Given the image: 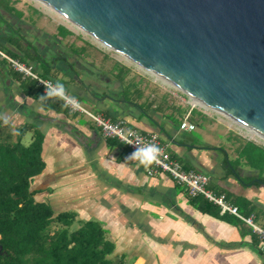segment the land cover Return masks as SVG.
<instances>
[{"label":"crops","instance_id":"crops-1","mask_svg":"<svg viewBox=\"0 0 264 264\" xmlns=\"http://www.w3.org/2000/svg\"><path fill=\"white\" fill-rule=\"evenodd\" d=\"M0 52L63 84L90 113L157 134L185 170L207 175L210 191L224 194L241 216L264 228V173L245 147L251 142L199 123L194 111L207 115L186 94L144 91L127 65L22 0H0ZM37 91L44 93L0 58V140L15 143L23 129V146L35 130L43 138L44 168L29 187L35 202L55 215L73 213L76 223L101 222L115 244L112 259L124 264H264V250L249 226L214 205L199 211L190 202L194 197L167 174L148 177L146 168L124 162L119 141L105 139L59 98L44 107ZM184 117L195 125L192 132L179 129Z\"/></svg>","mask_w":264,"mask_h":264},{"label":"water","instance_id":"water-1","mask_svg":"<svg viewBox=\"0 0 264 264\" xmlns=\"http://www.w3.org/2000/svg\"><path fill=\"white\" fill-rule=\"evenodd\" d=\"M264 139V0H35Z\"/></svg>","mask_w":264,"mask_h":264},{"label":"trees","instance_id":"trees-1","mask_svg":"<svg viewBox=\"0 0 264 264\" xmlns=\"http://www.w3.org/2000/svg\"><path fill=\"white\" fill-rule=\"evenodd\" d=\"M33 90L29 84L28 91ZM51 102L42 101L44 107ZM25 131L17 132L15 143L0 140V264H124L122 258L112 259L115 244L101 222L76 223L73 213L55 215L50 206L33 200L29 187L44 168L43 138L35 130L32 142L23 146ZM245 147L264 173V148ZM190 202L201 212L214 208L200 196Z\"/></svg>","mask_w":264,"mask_h":264},{"label":"built area","instance_id":"built-area-1","mask_svg":"<svg viewBox=\"0 0 264 264\" xmlns=\"http://www.w3.org/2000/svg\"><path fill=\"white\" fill-rule=\"evenodd\" d=\"M0 58L4 59L11 69L19 73L22 76V79H29L32 82H35L36 86L41 88L43 92L45 87H47L50 83H53L50 80L38 77L35 73H33L31 67L23 65L18 61L7 57L1 52ZM65 94L66 98H73L67 93ZM61 101L71 113L84 115L92 121L98 128H100L102 136L105 139H116L119 141V143H121L125 148L124 158L133 152L137 146H143L145 144L157 145L160 148V153L156 162L146 168V174L148 177H154L158 173L167 174L175 184L184 187L190 197L200 196L207 202L216 206L223 214L234 216L253 230L260 240V249L264 250V228L256 226L253 223L252 217L241 216L238 213L237 208L228 202L224 194H216L210 191L208 189L210 179L207 175L194 170H185L177 160L173 159L167 153L166 147L160 142L157 134L141 133L128 127L123 120L112 123L107 119L90 113L77 100L76 101L78 103L76 107H73L70 103L66 105L65 100ZM179 129L185 132H192L195 129V125L189 122L187 117H184L179 125ZM127 140L132 141L133 145L126 144ZM127 162L136 164V162L130 160Z\"/></svg>","mask_w":264,"mask_h":264},{"label":"rangeland","instance_id":"rangeland-1","mask_svg":"<svg viewBox=\"0 0 264 264\" xmlns=\"http://www.w3.org/2000/svg\"><path fill=\"white\" fill-rule=\"evenodd\" d=\"M25 4H32L35 7H37L38 9H40L41 11L45 12L46 15H48L49 17H51L52 19H54L57 23L69 28L73 33H75L76 35H80L85 41L92 43L93 45H95L96 47L100 48L106 55H110L111 57H114L116 60H119L120 62L124 63L125 65H127L128 67V72L129 74L133 77L132 80L138 82V84L143 85L144 86V91H149L150 93L154 94L155 92L158 91H175L177 89H175L174 87L165 84L163 81H161L160 79L150 75L148 72L144 71L143 69L139 68L138 66L132 64L131 62L125 60L124 58H122L121 56L117 55L116 53L112 52L111 50L101 46L97 41H95L94 39H92L90 36H88L86 33L81 32V30L79 31L75 29L74 26H72L71 24H69V22L63 20L62 18H60L58 15H56L55 13H53L52 11H50L48 8H46L44 5H40V3H38L35 0H22ZM57 16V17H56ZM59 18V19H58ZM64 21V22H63ZM178 91V90H177ZM189 97V96H187ZM190 98V97H189ZM198 105V109L201 112L206 113V117L202 114H198L197 111H194V115H198V121L199 123L206 125V124H215L217 126V131L218 132H225L226 135H228L231 139L239 142V143H250L253 144L256 143V145L264 147V139L262 137H260L258 135V138L255 137L254 135H252V133L248 132L246 129L241 128L240 125H237L233 122H231L230 120L226 119L225 117L217 114L216 112L207 110L204 106H201L198 103H193ZM203 118V119H202ZM249 144V145H251ZM57 228V227H55ZM55 228H52L53 230ZM113 260L118 261L119 258H113Z\"/></svg>","mask_w":264,"mask_h":264},{"label":"clouds","instance_id":"clouds-1","mask_svg":"<svg viewBox=\"0 0 264 264\" xmlns=\"http://www.w3.org/2000/svg\"><path fill=\"white\" fill-rule=\"evenodd\" d=\"M53 97L65 100L66 105L70 103L73 107H76L78 103L75 98H66L64 85L59 82L50 83L47 87H45L43 95H40L37 98L40 101H46ZM4 122H7V118H5ZM126 144L133 145L132 141L130 140H127ZM159 153L160 148L155 144H145L143 146H137L133 152L125 157L124 162L130 160L136 162L137 167L142 166L144 168H148L150 165L156 162Z\"/></svg>","mask_w":264,"mask_h":264},{"label":"bare ground","instance_id":"bare-ground-1","mask_svg":"<svg viewBox=\"0 0 264 264\" xmlns=\"http://www.w3.org/2000/svg\"><path fill=\"white\" fill-rule=\"evenodd\" d=\"M41 5V4H40ZM57 17V16H56ZM60 17V16H59ZM60 18H62V17H60ZM59 19V18H58ZM63 19V18H62ZM64 20V19H63ZM66 21V20H65ZM64 22V21H63ZM69 24H71V23H69ZM72 25V24H71ZM72 26H74V25H72ZM75 27V29L77 28L76 26H74ZM79 28H77L76 30H78ZM79 31H80V29H79ZM82 32V31H81ZM152 75V74H151ZM154 76V75H153ZM154 77H156V76H154ZM156 78H158V77H156ZM158 79H160V78H158ZM161 81H163L165 84H168L166 81H164V80H162V79H160ZM169 85V84H168ZM192 102L193 103H198V104H200L201 106H204L207 110H210V111H213V112H216L217 114H219V115H221V116H223V114L222 113H220V112H218V111H216V110H214V109H212V108H210V107H208V106H206V105H204V104H202L201 102H199V101H197L196 99H193L192 98ZM223 117H225L226 119H228V120H230L231 122H233V123H235V124H237V125H239L238 123H236L235 121H233L232 120V118H229V117H226V116H223ZM251 132H253V131H251ZM254 133V132H253ZM118 143V142H117Z\"/></svg>","mask_w":264,"mask_h":264}]
</instances>
